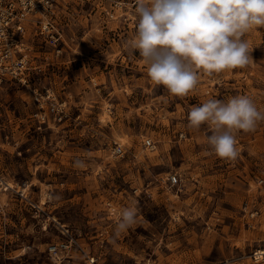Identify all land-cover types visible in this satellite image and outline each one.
Here are the masks:
<instances>
[{
  "label": "rangeland",
  "instance_id": "1",
  "mask_svg": "<svg viewBox=\"0 0 264 264\" xmlns=\"http://www.w3.org/2000/svg\"><path fill=\"white\" fill-rule=\"evenodd\" d=\"M134 6L57 0L62 53L29 33L32 81L0 85V264H91L78 251L52 259L62 225L96 264H264L253 257L264 250V121L235 134L239 155L228 161L209 149L208 126L187 119L193 106L237 95L264 112V28L245 34L247 67L201 72L175 97L124 47ZM47 87L69 104L52 126L32 116L34 89ZM125 209L134 222L118 229Z\"/></svg>",
  "mask_w": 264,
  "mask_h": 264
},
{
  "label": "clouds",
  "instance_id": "2",
  "mask_svg": "<svg viewBox=\"0 0 264 264\" xmlns=\"http://www.w3.org/2000/svg\"><path fill=\"white\" fill-rule=\"evenodd\" d=\"M134 14L136 28L124 47L138 52L153 84L175 97L193 91L201 72L212 76L247 67L253 59L245 34L264 28V0H135ZM187 119L190 128L207 125L209 149L234 161L235 134L254 132L264 112L248 96L237 95L193 106ZM134 216L135 209H125L118 229L132 224Z\"/></svg>",
  "mask_w": 264,
  "mask_h": 264
},
{
  "label": "built area",
  "instance_id": "3",
  "mask_svg": "<svg viewBox=\"0 0 264 264\" xmlns=\"http://www.w3.org/2000/svg\"><path fill=\"white\" fill-rule=\"evenodd\" d=\"M57 14V0H0V85L7 80L22 84L32 81L29 33L33 38L36 36L54 47L58 55L62 53L64 40L57 23ZM34 105L32 116L40 125L52 126L69 116L68 100L60 98L52 87L34 89ZM146 146L154 148V140L148 138ZM170 181L176 184L179 178L174 175ZM62 232L67 237L48 246V252L55 262L78 251L87 262L96 264L97 259L90 256L69 227L62 225ZM253 257L264 260V250L258 249Z\"/></svg>",
  "mask_w": 264,
  "mask_h": 264
}]
</instances>
